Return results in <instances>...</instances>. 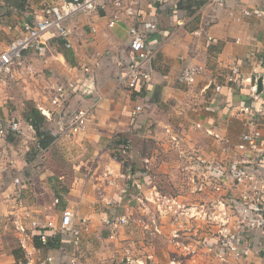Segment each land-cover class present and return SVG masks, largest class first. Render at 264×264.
Instances as JSON below:
<instances>
[{
    "label": "crops",
    "instance_id": "crops-1",
    "mask_svg": "<svg viewBox=\"0 0 264 264\" xmlns=\"http://www.w3.org/2000/svg\"><path fill=\"white\" fill-rule=\"evenodd\" d=\"M62 1L67 0H0V49L18 35L24 20L39 17L45 5ZM139 6L140 17L145 21L146 40L155 49L150 63L152 82L142 84V88L127 89L121 82L124 64L131 60L127 42L130 23L123 19L109 28L107 22L111 9L79 15L67 21L72 32L71 48H65L61 38L48 33L43 36L38 49L28 51L22 57L24 66L34 74V80L30 81L33 86L38 80L45 85L72 82L76 87H92L90 94L78 92L72 96L71 107L90 109L92 115L84 132L62 144L71 151L66 158L77 161L72 164L70 173H123V165L107 150V146L118 136L129 138L132 142L128 173H148L135 169L139 160L147 169V164L153 161L164 163L158 151L166 145L175 147L171 136L176 137L178 145L197 147V153L204 159L216 156L226 160L230 156L228 149L241 143V134L245 132L242 122L246 120L248 125L247 116L236 117L234 108L241 99L253 101L250 100L249 86L241 91H230L225 87L224 79L235 63L240 65L243 74L252 76L253 83L264 73V49L261 46L264 41V0H225L221 7L202 5L200 0H168L163 6L143 0ZM243 11L251 13V16H245ZM258 11L262 16L256 15ZM252 50L256 51L255 57L250 59ZM186 66L201 68V73L190 87L177 82V77ZM217 84L222 86V90L216 95L213 88ZM35 91L36 87L30 89L33 96ZM43 101L44 96L37 103ZM257 103L264 105L263 83ZM137 105L142 106V112L134 117L132 113ZM260 131L264 139V125L260 126ZM196 132L201 134L200 139L195 140L190 134ZM54 142L52 140L45 150ZM138 142L153 145L157 149L156 155L138 156ZM6 143L10 144L7 140ZM199 147H204V150ZM3 152L5 150L0 149V218L5 219L12 210V201L7 198L14 190L11 180L16 174L30 178L29 189L21 194V198L26 205L39 212L42 222L45 219L58 222L61 211L73 205L78 207L79 214H92L93 207L89 203L97 202L94 198L96 191L86 194L76 184L78 179L75 176L71 184L64 188L59 182L64 176H56L55 172L46 168L40 175L48 180L55 176L59 186L53 189L40 182L44 186L42 195L44 190L47 195L49 191L55 192L56 196L54 198L53 194L52 199L60 198V201L56 205L54 200L34 202L32 198L40 193H33V180L28 172L35 157L30 152L16 155ZM131 187L128 184V204L135 199V190ZM107 190L111 188L107 187ZM114 196L120 197L118 193ZM90 237V233L82 235L86 256L80 264H91L89 259H97L98 252L90 254L87 249ZM63 241L66 249L68 240L63 238ZM31 242L42 254L50 250L40 248L35 237ZM23 254L17 236L0 230V264H20ZM99 263L95 261L94 264ZM235 264H264V256L252 248L251 254Z\"/></svg>",
    "mask_w": 264,
    "mask_h": 264
},
{
    "label": "built area",
    "instance_id": "built-area-1",
    "mask_svg": "<svg viewBox=\"0 0 264 264\" xmlns=\"http://www.w3.org/2000/svg\"><path fill=\"white\" fill-rule=\"evenodd\" d=\"M143 0H67L60 3H51L45 5L39 17L31 20H24L21 23L19 33L12 40L0 49V86L15 78L16 71L24 69L29 73L27 66H24L22 57L24 53L33 49H38L42 45V39L45 34L53 33L61 38L65 48H71L70 37L71 30L67 26V21L79 15L97 14L107 12L111 9L107 26L114 27L123 19L129 21L127 27V42L131 55V60L124 64V72L121 74L122 84L127 89L142 88V84L152 82V69L150 63L155 55V49L147 42V33L145 31V21L140 17V3ZM152 3L163 6L168 0H151ZM186 1V0H177ZM202 5L221 7L225 0H200ZM245 16H251V13L243 11ZM258 17L262 13H256ZM140 24V25H138ZM254 41V39H252ZM264 49V41L261 44ZM255 50L250 51V59L255 57ZM201 73V68L186 66L177 77L180 85L190 87L195 83L196 77ZM262 73V72H261ZM259 74V73H258ZM261 78L264 86V73L258 76ZM225 87L228 90H239L249 86L250 100L241 99L235 105V116H247L248 131L242 133L241 143L238 145L239 150L244 154L253 155L256 165L259 168L264 167V139L262 137L260 126L264 125V105H258L259 93H256V80L253 83L251 75H245L240 70V65L235 63L229 68L225 76ZM214 92L217 94L222 90V86L214 85ZM92 87L82 85L75 86L72 82L46 84L45 102L36 104L40 114L48 122L45 131L52 138L69 139L85 131L88 120L92 112L87 108L71 107L72 96L76 93L90 94ZM257 103V105H256ZM142 112V106L137 105L132 115L137 117ZM200 127L199 124L196 125ZM26 136L34 135L31 138L36 142L38 154L45 151L39 147L34 128L26 123L23 125L15 119H8L0 115V145L6 144L7 135ZM170 140L178 148L179 141L176 137L171 136ZM131 145L126 143L122 146L121 155L128 157ZM195 163H203L205 160L199 153H192L188 157ZM147 164L148 160H144ZM201 165V164H200ZM147 169V167H145ZM216 169L218 173H202L204 184L210 186L212 192L217 197V202L211 206L225 211L229 216V209L237 212L238 223L236 227H245L241 229L236 236L223 235V246L227 253L233 259H241L251 254V249L255 248L264 256V173H231V177L236 178L235 188L237 197H234L232 189L228 186L229 173ZM243 170V169H242ZM133 174V173H132ZM131 174V176H132ZM215 179H213V178ZM30 178L25 175L16 174L11 180L13 192L9 198L12 201V210L5 219L0 218V230L12 232L17 236L18 245L23 250V257L20 264H80L86 254L82 246V235L90 231L92 218L89 214H79L78 207L67 206L60 214L59 221L54 222L49 219L41 221L39 212L33 210L21 198V194L29 189ZM132 187L135 192L140 190L141 185L138 181L133 180ZM138 201L140 198L137 199ZM54 205L59 203V199H54ZM174 206L180 205L173 200ZM164 208V203L158 201L157 208L160 211ZM225 213L223 216H225ZM122 224L126 223L124 217L119 219ZM221 225L229 222L227 219H218ZM103 223L115 226L105 219ZM112 226V227H113ZM251 231L252 235H248ZM112 235L114 230L111 231ZM222 234V233H221ZM111 235V237H112ZM36 238L40 248H49L50 250L42 254L39 249L32 245V239ZM63 238H67L68 247L64 246ZM257 240H254V239ZM258 241V242H257ZM222 255V254H220ZM219 255V256H220ZM127 264H144L141 260L132 261L126 257ZM103 264V263H99ZM174 264V263H172Z\"/></svg>",
    "mask_w": 264,
    "mask_h": 264
},
{
    "label": "rangeland",
    "instance_id": "rangeland-1",
    "mask_svg": "<svg viewBox=\"0 0 264 264\" xmlns=\"http://www.w3.org/2000/svg\"><path fill=\"white\" fill-rule=\"evenodd\" d=\"M38 73L43 74L41 70H38ZM33 80L32 72L28 73L21 69L19 72L16 71L12 81L0 86V115L18 120L23 126V113L28 107L27 103L36 107L37 102L46 95V85L37 80V84L33 86L30 82ZM33 87L37 89L34 96L30 92ZM244 121L245 123H242L246 132L248 125L246 120ZM190 134H193L195 140L201 137L198 132ZM32 136H20L12 143L0 146V149L3 148L5 152L15 155L27 154L31 147L36 145V142L31 140ZM53 140L56 142L49 149L35 157V162L31 164L32 168L28 172L31 173L33 180V193H40L32 200L50 202L56 196L55 192L49 190L48 195L44 192L46 190L42 195L43 185H40V182L53 189L59 186L55 176L48 180L40 175L45 168L55 172L56 176H64V179L59 181L64 188L71 184L75 176L78 179L76 184H79L86 194L96 191L94 198L97 202L91 203L93 205L89 203L93 209L92 214L88 215L92 218V223L88 232L91 237L87 241V249L90 254L98 252V255L96 260L88 257L91 264L95 261L103 264H127L126 257H130L132 261L141 260L144 264H235L241 260L233 259L222 241L223 235L236 236L241 229L246 228L236 227L238 217L235 210L229 209L228 216L227 212L211 206L217 202L218 196L212 192L210 186L204 184V178L200 175L218 173L216 169L224 168L223 173H229L230 176L228 186L232 189L234 197H237L236 178L231 177V173H264V167H257L253 155L244 154L238 146L236 148L232 146L228 149L230 156L226 160H220L215 156L202 160L203 163H195L188 157L192 153H197V147L179 145L177 149L172 145H166L158 151L164 163L153 161L147 164L148 169L140 160L136 163V170L142 169L148 173H128V165L124 167L123 173H70L72 164H76L77 161L66 158L71 151L62 144L73 139L54 137ZM113 146V143L107 146L110 156L115 160L119 159L123 164L128 163V157L121 159ZM204 147L199 148L204 150ZM208 147L211 146L208 145L206 148ZM154 148L151 144L142 145L139 142L136 146L140 157L156 155L157 149ZM99 176L103 178L100 179ZM133 180L140 183L141 191L134 192L135 199L128 204V184L131 187ZM107 187L111 190H107ZM116 193L120 195L119 198H115ZM53 194L55 195L52 199ZM66 194L64 193V196H67ZM173 200L177 201L180 207L174 206ZM158 201L164 203V208L162 207L160 211L157 208ZM122 217L126 219L125 224L119 222ZM227 217L229 222L225 225L216 222ZM104 219L115 223V226L109 227L108 224H104ZM249 234L252 235L251 231Z\"/></svg>",
    "mask_w": 264,
    "mask_h": 264
},
{
    "label": "trees",
    "instance_id": "trees-1",
    "mask_svg": "<svg viewBox=\"0 0 264 264\" xmlns=\"http://www.w3.org/2000/svg\"><path fill=\"white\" fill-rule=\"evenodd\" d=\"M27 105L28 107L26 111H24L23 113V120L34 128L39 147L42 149H46L53 140L52 136H50L45 131V128L47 129V126L49 124L48 122H46L45 118L40 114V112L36 107L29 105V103H27ZM18 137L20 136H14L12 134H8L7 141L12 143ZM126 143H129L132 146L131 140L123 136H118V138L115 139L113 142L114 144L113 149L117 150L121 159H126L124 156L121 155L122 146ZM30 153H32V157H35V154L38 153V148H36V145L31 147ZM116 161L122 163V161H120L117 158ZM122 165L124 168L126 167V165H129V163H124V164L122 163Z\"/></svg>",
    "mask_w": 264,
    "mask_h": 264
},
{
    "label": "water",
    "instance_id": "water-1",
    "mask_svg": "<svg viewBox=\"0 0 264 264\" xmlns=\"http://www.w3.org/2000/svg\"><path fill=\"white\" fill-rule=\"evenodd\" d=\"M261 90H262V80H261V78H259L256 81V93H260Z\"/></svg>",
    "mask_w": 264,
    "mask_h": 264
}]
</instances>
